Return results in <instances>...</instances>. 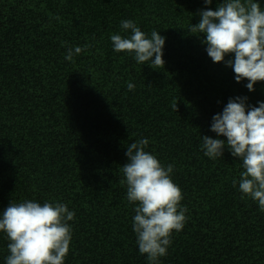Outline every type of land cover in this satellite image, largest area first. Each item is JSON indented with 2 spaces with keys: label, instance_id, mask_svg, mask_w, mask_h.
<instances>
[{
  "label": "trees",
  "instance_id": "trees-1",
  "mask_svg": "<svg viewBox=\"0 0 264 264\" xmlns=\"http://www.w3.org/2000/svg\"><path fill=\"white\" fill-rule=\"evenodd\" d=\"M222 2L0 0V216L11 201L64 203L75 212L64 264H149L133 231L137 205L120 183L127 145L146 138L147 152L174 165L188 209L157 264H264V212L241 198L242 161L227 147L216 159L201 149L202 136L226 143L210 129L229 99L264 102V83L254 92L237 83L234 55L214 63L203 34L189 31ZM122 20L166 38L164 68L114 51L111 35L131 34ZM9 243L0 232V264Z\"/></svg>",
  "mask_w": 264,
  "mask_h": 264
},
{
  "label": "clouds",
  "instance_id": "clouds-1",
  "mask_svg": "<svg viewBox=\"0 0 264 264\" xmlns=\"http://www.w3.org/2000/svg\"><path fill=\"white\" fill-rule=\"evenodd\" d=\"M211 5L213 0H204ZM200 22L189 31L205 37L208 56L214 63L225 62L234 55L227 66L235 73L237 83L247 80L245 87L255 91L257 83H264V10L257 0H223L216 10L199 13ZM59 19V17H55ZM120 27L130 36L111 35L117 53L134 54L137 63L148 64L153 69L163 67L165 37L153 30L150 38L132 20H122ZM66 43V42H65ZM62 46H64L62 44ZM90 45L68 47L65 59L73 61ZM128 89L134 84L128 83ZM247 97L229 99L222 113L213 116L211 131L223 139L202 136L204 155L216 159L223 157L227 147L233 157L242 161L239 190L242 199L247 196L258 202L264 212V102L247 107ZM175 100L171 107L178 111ZM149 141L141 138L127 145L128 163L121 167L127 187V200L134 208L133 231L137 236L139 252L147 255L149 264H157L167 254L174 232L182 231L188 211L181 207L183 194L171 179L174 165L164 167L158 158L145 149ZM233 186L237 181L233 179ZM75 212L64 203L26 200L10 202L0 216V232L6 233L10 255L6 264H64L69 254L72 221Z\"/></svg>",
  "mask_w": 264,
  "mask_h": 264
}]
</instances>
